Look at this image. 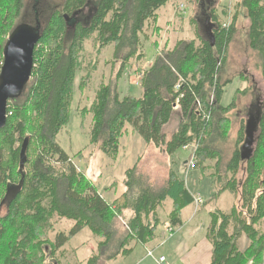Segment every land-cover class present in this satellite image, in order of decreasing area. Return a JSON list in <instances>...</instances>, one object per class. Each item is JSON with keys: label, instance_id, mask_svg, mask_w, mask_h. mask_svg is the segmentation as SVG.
Wrapping results in <instances>:
<instances>
[{"label": "trees", "instance_id": "1", "mask_svg": "<svg viewBox=\"0 0 264 264\" xmlns=\"http://www.w3.org/2000/svg\"><path fill=\"white\" fill-rule=\"evenodd\" d=\"M24 1L0 0V64L4 63L8 37L21 24L17 22ZM174 1L97 0L85 16L89 0H66L61 10H54L45 20L43 14L36 15L32 26L39 29L41 37L34 52L33 76L25 94L9 102L7 124L0 131V205L10 197L7 213L0 217V243L14 235L0 250V264H62L66 246L85 230L101 242L99 255L93 254L80 264H100L106 253L111 254L106 264H113L156 238L164 224L160 211L168 200L173 204L168 225L182 226L180 214L195 200L175 172L164 186H156L136 165L126 171V191L110 203L58 142L70 121L78 73L84 70L85 42L93 40L98 60L105 49L114 47L124 66L141 61L146 57L141 52L146 23L158 20V11ZM235 8L228 28H223L218 14L211 13L207 19L210 37H199V41L182 38L172 47L167 41L163 48L153 42L157 54L142 73L138 84L141 96H121L120 72L112 80L115 83L98 88L86 111L92 115L91 144L112 159L131 128L147 145H154L168 157L193 146L195 168L205 171L207 161L216 159V172L220 173L225 160L216 144L219 138L226 139L232 122L229 115L239 95L247 91L239 90L228 107L222 104L228 82H222L221 71L242 10L249 21L250 49L260 58V129L256 146L250 150L242 128L236 149L226 162V173L210 175L216 187L213 201L228 191L234 203L226 213L217 210L210 214L207 238L212 245L210 264H264V0H238ZM76 16L80 24H75L73 32L69 22H77ZM89 66L83 84L81 81L83 87L97 71L98 61ZM1 69L0 65V73ZM176 109H180L182 119L168 138L164 129ZM25 141L28 149L21 168ZM242 164L246 165L244 181L238 179ZM125 211H131L132 216L128 230L117 239L114 222ZM62 223L70 224V230L55 232L50 238L47 228L55 229ZM243 235L250 241L246 251L238 245Z\"/></svg>", "mask_w": 264, "mask_h": 264}, {"label": "rangeland", "instance_id": "2", "mask_svg": "<svg viewBox=\"0 0 264 264\" xmlns=\"http://www.w3.org/2000/svg\"><path fill=\"white\" fill-rule=\"evenodd\" d=\"M65 1L25 0L22 16L17 23L23 24L24 22L32 26L36 22L37 14H43L42 17L45 20L54 10H61ZM237 1L192 0V2H187V0H177L167 4L158 11V20H150L146 23V35L142 36L141 47V52L145 53L146 57L141 61L133 60L125 66L122 63V57L115 56L114 47L105 49L98 60L93 40L85 42L84 70L78 73L70 121L58 136V142L62 148L110 203L126 191V171L136 165H138L139 173L156 186H164L170 173L175 172L186 182L187 188L193 196L199 194L204 200L200 207L192 204L182 210L180 214L182 226L171 227L174 231L172 237L169 236L167 225L170 223L169 215L173 210V204L171 200H168L160 211L164 224L158 228L156 238L146 247L137 246L131 256L113 264H161L159 263L161 256L166 258V262L163 264L207 263L206 261L212 255L210 252L212 245L207 238L211 223L210 214L217 210L225 213L230 211L234 197L226 191L219 196L218 200L213 201L216 187L210 175L216 172V159L207 161L205 171H201V167H189L193 148L180 150L175 156L168 157L154 145H147L131 128L121 139L117 157L115 159L108 157L99 146L92 145L90 142L92 115L86 110L91 107L98 88L102 84L115 83L112 80L120 72L122 73L119 81L121 96H141L142 90L138 84L142 78L139 77L151 66L150 62L155 59L156 51L153 42H157L158 47L163 48L167 41L172 47L177 40L182 38L199 41V37L207 38L208 35L210 37L208 17L214 12L218 14L222 24H230L232 17L236 14L235 4ZM96 2L97 0H89L85 16H88L90 11L92 12L93 4ZM238 14L237 33L229 45L227 61L221 71L222 82H228L222 104L228 107L235 100V95L239 90V92L247 91L239 95L236 108L229 115L232 122L228 125L226 139L219 138L220 140L217 141L216 149L225 160L220 167V173L216 172L218 176L226 173V162L229 161L236 149L239 131L243 128V135L247 141L246 146L253 150L260 129L259 118L263 103L260 58L251 51L249 46L247 35L249 21L242 10ZM72 31L74 32V30ZM96 61H98V69L92 73V78L83 87L84 77L90 69L89 65ZM248 87L250 88L246 89ZM181 119L180 109H176L171 122L164 129L168 138L178 129ZM245 167L246 165L242 164L238 175V179L241 181H244L246 177ZM8 200L0 205V217H4L7 213ZM131 216V211H125L122 216L116 218L114 225L118 233L117 239L128 230V221ZM70 227V224L62 223L56 225L55 229L47 228V233L49 232L50 238H53L55 232H68ZM262 229L264 232V223ZM13 237V234H9L4 243H0V250H3ZM100 242L101 239L94 237L90 231L81 232L66 246L61 259L62 264H80V261L90 258L93 254L98 253L97 255H99L98 245ZM238 245L240 250L246 251L250 246V241L243 235L239 238ZM148 251H153V257L148 256ZM110 255V253H106L101 258L100 264H106Z\"/></svg>", "mask_w": 264, "mask_h": 264}, {"label": "water", "instance_id": "3", "mask_svg": "<svg viewBox=\"0 0 264 264\" xmlns=\"http://www.w3.org/2000/svg\"><path fill=\"white\" fill-rule=\"evenodd\" d=\"M40 37L39 29L23 23L7 39L0 73V131L7 124L9 102L22 97L32 79L34 52ZM27 149L28 142L25 141L21 150V168L24 167Z\"/></svg>", "mask_w": 264, "mask_h": 264}, {"label": "built area", "instance_id": "4", "mask_svg": "<svg viewBox=\"0 0 264 264\" xmlns=\"http://www.w3.org/2000/svg\"><path fill=\"white\" fill-rule=\"evenodd\" d=\"M231 24V23H230ZM230 24H223V28H228V27H230ZM1 66H3V63L2 64H0ZM142 74L140 75V79L142 78ZM138 84V83H137ZM190 148H193L194 149V147L193 146H187V147H184V150H188V149H190ZM196 160H195V158H194V155L192 156V158H191V160H190V166L189 167H192V168H195V164H196V162H195ZM194 200H195V203L194 204H196L197 205V207H200L201 206V204L203 205V203H204V200H203V198L201 197V195H197V196H194ZM167 229L169 230V236H173V233H174V231L171 229V226L169 225H167ZM148 256H150V257H153V251H148ZM166 262V258L164 257V256H162V257H160V259H159V263H161V264H163V263H165Z\"/></svg>", "mask_w": 264, "mask_h": 264}, {"label": "flooded vegetation", "instance_id": "5", "mask_svg": "<svg viewBox=\"0 0 264 264\" xmlns=\"http://www.w3.org/2000/svg\"><path fill=\"white\" fill-rule=\"evenodd\" d=\"M74 18H76L77 19V22H74V21H72L71 22V25L69 26V29H73V28H75V24H77V23H79V17H74ZM74 20V19H73ZM73 23V24H72ZM80 24V23H79ZM78 24V25H79ZM207 27V26H206ZM73 30H75V29H73ZM208 37H209V35H208Z\"/></svg>", "mask_w": 264, "mask_h": 264}, {"label": "crops", "instance_id": "6", "mask_svg": "<svg viewBox=\"0 0 264 264\" xmlns=\"http://www.w3.org/2000/svg\"><path fill=\"white\" fill-rule=\"evenodd\" d=\"M156 54H157V51H156ZM156 54H155V56H156ZM152 63H153V62H150L151 65H152ZM210 246H211V245H210ZM210 249H211L210 252L212 253V246L210 247ZM161 257H162V256H161ZM211 258H212V255H211ZM211 258H209L208 261H206L207 263H205V264H210V262H211Z\"/></svg>", "mask_w": 264, "mask_h": 264}]
</instances>
